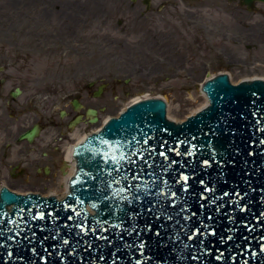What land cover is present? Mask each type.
I'll return each mask as SVG.
<instances>
[{"label": "water", "instance_id": "95a60500", "mask_svg": "<svg viewBox=\"0 0 264 264\" xmlns=\"http://www.w3.org/2000/svg\"><path fill=\"white\" fill-rule=\"evenodd\" d=\"M255 1L264 2L240 0V3L251 11ZM97 89L93 93L95 97L102 92V88ZM203 90L210 100L209 107L179 125L166 119V105L156 98L126 107L101 131L89 135L75 148L79 169L66 197L56 196L61 201L5 194L3 200L12 202L13 208L27 211L23 216H16L22 234L12 240L5 233L8 238L0 240V264H137L138 260L140 264H264L261 251L264 247V144L261 143L264 141V83L232 85L226 75H220L205 84ZM18 92L16 89L15 93ZM79 109L74 100V111ZM86 110L90 123H96V110ZM257 118L261 120L259 125ZM81 119L78 115L70 126H76ZM34 133L32 130L27 135L29 140ZM133 137L139 141L135 150H142L145 156L130 154L129 159H124L118 146L125 139L135 143ZM213 147L219 151V158L213 155ZM205 159L209 160L208 164L203 163ZM118 160L125 165L124 175L129 185L146 182L147 177L137 178L138 174L153 167L162 178L175 181L173 189L183 191L181 186L187 183L185 195L191 205L190 212L195 214L190 217L189 226L199 231L190 242L186 233L181 240L194 246L187 255H199L200 260L182 259L181 252L171 243L161 246L148 225L152 230L167 225L165 237L177 230L172 221L156 219L149 211L152 196L143 188H140L141 196L145 197L143 208L133 206L132 210L144 214L139 224H133L127 231L114 227L110 213L102 212L99 218L88 215L86 206L97 210L106 207V203L91 199L77 203L78 196L94 195V189L107 179ZM161 165H167V171L161 172ZM221 169L225 175L218 177ZM181 173L187 174V181L180 179ZM201 180L207 181L214 191H205ZM201 193H204L203 207ZM209 197H215L216 202ZM238 205H246L245 210H240ZM169 206L177 211L181 207ZM1 208L6 224L11 211ZM133 228L137 230L133 232ZM138 237L148 241L142 250L134 246ZM8 251L13 252L12 257L6 254ZM252 252L256 255L252 256Z\"/></svg>", "mask_w": 264, "mask_h": 264}, {"label": "rangeland", "instance_id": "374dc122", "mask_svg": "<svg viewBox=\"0 0 264 264\" xmlns=\"http://www.w3.org/2000/svg\"><path fill=\"white\" fill-rule=\"evenodd\" d=\"M158 1H152L151 19L131 22L138 7L129 0H0L2 89L18 85L25 91L20 98L25 101L42 91L31 97L18 119L0 112V138L16 132L23 120L32 122L42 108L46 116L42 122L47 124L30 148L23 144L5 158L0 156V183L7 176L19 189L56 185L64 170L63 146L71 142L73 131L63 129L64 121L84 115L86 109L96 110L97 122H105L135 97H157L166 102L167 116L182 118L205 101L201 85L209 77L225 73L232 84L252 77L264 81L263 4L249 12L225 0H189V4L184 0L159 10ZM183 11L194 18L190 29L181 22ZM164 14L167 23L159 20ZM150 36L172 44L179 69L161 63L162 71L155 73L154 54L132 49L150 42ZM99 87L101 94L93 96ZM73 99L81 105L77 111L71 107ZM61 110L69 113L62 121ZM95 125L83 118L74 129L89 132ZM48 142L47 156L39 157V149ZM18 149L27 157L21 159ZM15 165L24 175H9Z\"/></svg>", "mask_w": 264, "mask_h": 264}, {"label": "snow or ice", "instance_id": "6c2138e0", "mask_svg": "<svg viewBox=\"0 0 264 264\" xmlns=\"http://www.w3.org/2000/svg\"><path fill=\"white\" fill-rule=\"evenodd\" d=\"M253 116H257V112H253ZM256 123L261 124V120L257 118ZM264 130V129H262ZM214 135V134H213ZM195 139V138H194ZM133 141H135V137H133ZM107 143V141H105ZM139 143V141H135V143L130 144L127 139L121 142L118 146L123 152L124 159H129L130 154L132 156H145V153L141 151L135 150V144ZM264 144V141H261ZM195 147V145L193 146ZM191 155V153H188ZM163 155V153H161ZM213 155L219 158V151L213 147ZM251 155V153H250ZM135 163V160L132 161ZM174 163V162H169ZM204 164H208L209 160H203ZM232 163H235L232 161ZM107 167V165H106ZM161 172L167 171V165H161ZM126 171L125 165L119 160L114 163L112 171L109 172L107 179L101 181V186H98L94 189V195L92 196H78L77 203L87 202L89 199L94 202H98L99 204H105L106 207H98L96 211V215L100 216L102 212H107L112 215V219L115 221V228H124L127 231V228H132L133 224L138 225L140 217L143 216L142 211H133V206H137L143 208L142 201L145 197H142L140 194V188L148 194L152 196V200L150 201L149 211L155 214L156 219L163 218L164 220H169L173 222V227L177 230L176 232H170L165 237L164 229L168 227L167 225L162 224L159 228L152 230L151 225H148V229L153 231L154 237L158 240V242L163 247H167L169 243L173 245V248L176 251L181 252L182 259H189L193 261L200 260L199 255H187V251L192 249L194 246L191 243H185L181 240V236L183 234H187V241H191L193 237L196 235V232L199 230H194L190 227V217L195 215L190 212L191 205L187 196L185 195L188 185L184 183L181 188L183 191L179 189H173L172 185L175 181L168 180L167 178H162L160 173H158L155 167L151 168L148 172L140 173L139 176L147 177L146 182L141 184H127L126 181L128 179L127 176L124 175ZM225 175L223 169L218 173L219 176ZM180 179L187 181V174L181 173ZM226 182V180H225ZM201 184L205 185V191H214V188H211L208 185V182L205 180L200 181ZM136 189V191H133ZM163 194V195H161ZM201 206L203 207V195L201 193ZM224 195H229V193H224ZM241 195H245L241 193ZM170 197H175L176 199H170ZM213 202H216L215 197H209ZM139 202V203H138ZM181 205L179 211L176 208H172L169 205ZM94 206L96 204L94 203ZM240 210H245L246 205H238ZM27 209H16L13 208L10 213H8V219L6 224L4 222V213L0 211V240L7 239L10 237L12 240H15L22 234V229L18 226V222L16 220V216H23L24 212ZM183 214V215H182ZM37 216H43V213H36ZM35 218V217H34ZM103 218V217H101ZM203 223V218H202ZM137 229L133 228V232ZM209 231H213L209 228ZM5 233L8 234V237H5ZM15 233V235H12ZM174 237V239H173ZM67 243V241H65ZM176 244H179L180 247L177 248ZM148 241L142 240L139 237L134 242V246L139 249H144L147 247ZM183 249V251H181ZM261 251L264 252V247L261 248ZM9 257L13 256L12 251H8L6 253ZM252 256H255L256 253L252 252ZM220 257L217 256V259ZM137 264H140V261H137Z\"/></svg>", "mask_w": 264, "mask_h": 264}, {"label": "flooded vegetation", "instance_id": "af4514ba", "mask_svg": "<svg viewBox=\"0 0 264 264\" xmlns=\"http://www.w3.org/2000/svg\"><path fill=\"white\" fill-rule=\"evenodd\" d=\"M152 1L153 0H129V2L131 4H133L132 6H137L138 10L136 13L131 15V22L135 21V22H139L141 20L148 21L149 19H151L150 15H149V11H150V7L152 5ZM184 0H160L158 1L159 3H157V9L162 10V7L164 5H172L175 6L176 4H178L179 2L183 4ZM187 1L189 4V0H185ZM193 1V0H190ZM196 1V0H194ZM227 3H234L237 6L243 7L246 11L249 12H255L259 10L260 5H264V2H260V1H255L253 4V10H248L246 8L245 5H242L240 3V0H225ZM172 12V11H171ZM174 15V12L172 13ZM159 20L161 22H166L168 20V17L164 14V15H159ZM180 18H181V22L183 23L184 26H186L187 28H191V24L194 21V18L192 17V14L189 12H184L180 14ZM200 21L201 19L198 18ZM201 25V24H200ZM163 35V34H161ZM148 38H151L152 40L148 43H144L143 46H141V48H137V47H133L132 49L134 51L137 52H152L154 55V59L156 60V63L154 65H152V69L155 73H160L162 71V69H159L161 67H163L162 65H160L161 63L166 64V66H172L173 68L179 69V66L177 65V62L175 63V61L173 60V56H172V49L171 46L172 44L167 43V41L163 40V37H156V36H150ZM167 38V35H166ZM168 39V38H167ZM140 49V50H139ZM142 50V51H141ZM158 50V51H155ZM3 70V69H0ZM4 79H0V112L4 115L8 114V116H10V119H15L25 113V111L28 109L29 107V103L31 102V97H38L40 96V94L42 93V91H37L38 94L36 95H29L30 98H28L26 96V101L24 99H20L23 96H25V91L18 85L13 86L9 89L3 90V86H4ZM16 89L19 90L18 94H16ZM71 107L74 110V100H71ZM36 110V109H35ZM45 112V108H42L41 111L37 112V116L35 117V119L31 122H27L26 120H23L22 122H20L17 125V131L11 134H6L4 136H2L0 138V156L1 158H5L7 155V152L10 150H13L14 148H19L21 145H27L29 148L30 146L39 138L40 134L43 132L44 127H46V123L42 122V119H45L46 116L43 113ZM77 116V115H76ZM75 116V117H76ZM82 116V121L83 118H86V115L84 113V115ZM59 119H64L65 117H69V113L65 110H61L59 112L58 115ZM74 115H71V117L64 121V126L63 129L65 128L66 131L71 132L72 130H74V126H70L71 123L74 121ZM89 120V119H88ZM1 127V125H0ZM2 128V127H1ZM34 130V136L32 138V140H29L27 135L31 133V131ZM60 133V132H58ZM67 143V142H66ZM23 145V147H24ZM50 145V144H49ZM48 145V146H49ZM45 146V147H44ZM43 147H41L39 149V157H43L45 158L47 156L46 154V150H47V146L44 145ZM28 147H25V149H28ZM18 154L23 155L21 157V159L23 157H27L25 156L26 153H23L22 149H18ZM63 156V155H61ZM63 160V159H62ZM64 163V162H63ZM12 170L9 175L13 176H22L24 175V170L23 169H18V166L15 165L11 166ZM36 171H40V168H36ZM42 171L45 174L48 173V168L44 165V167L42 168ZM64 171V170H63ZM8 175V174H7ZM62 175V174H61ZM4 177V181L2 183H0V206L3 207V209L5 211H9L12 207H13V203L9 202V201H5L3 200V196L5 194H13V195H17V196H28V195H39L44 197V191L47 188V184L46 185H42L41 189H32V188H16L13 187L9 182H8V177L7 176H3ZM24 189H29L28 191L22 192L21 190Z\"/></svg>", "mask_w": 264, "mask_h": 264}, {"label": "bare ground", "instance_id": "6f19581e", "mask_svg": "<svg viewBox=\"0 0 264 264\" xmlns=\"http://www.w3.org/2000/svg\"><path fill=\"white\" fill-rule=\"evenodd\" d=\"M78 15H75L74 17H77ZM142 51V50H141ZM143 52V51H142ZM140 52V53H142ZM246 78V77H245ZM207 79H210L207 78ZM248 81H252V80H261V78L258 77H252L249 79H247ZM244 80V81H247ZM210 80H208L205 84H208ZM207 87V86H205ZM146 97H138L131 101V102H138L141 99H145ZM149 98V97H147ZM205 101H203L201 104H199V106L191 111H189V113H187L188 115L190 113L195 114L197 111V109H203L208 105V99L205 95ZM118 112H116L117 114ZM96 117L98 118V115H96ZM109 117V116H108ZM168 120H172L173 122H177L179 124L180 119L182 118H186L187 116H182V118H174L173 116H166ZM88 120V118H86ZM106 122V121H105ZM105 122H96L93 124H96L95 127H93L89 132L85 131V130H81L78 129L77 127H75V129L69 133V138L71 140V142H67L66 144H64L63 146V162H64V171L63 174L60 175L58 177V180L56 182V185H48L46 190L44 191V196H54L56 198V196L58 197H64L65 195H67V193L69 192V181L70 178L74 175H76L78 169H79V165H78V161H77V157H76V153H75V148L77 147V145L79 146L80 144L83 143V141L85 140V138L93 132H97V130H99L104 124ZM56 135V133H55ZM50 142L45 143L46 146L49 145ZM73 148H74V155H73ZM29 189H24L21 190L22 192L28 191Z\"/></svg>", "mask_w": 264, "mask_h": 264}]
</instances>
